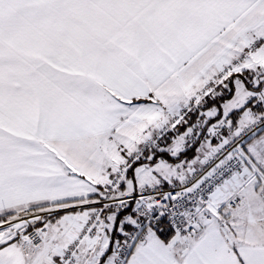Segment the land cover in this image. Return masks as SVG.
<instances>
[{
	"label": "snow or ice",
	"instance_id": "1",
	"mask_svg": "<svg viewBox=\"0 0 264 264\" xmlns=\"http://www.w3.org/2000/svg\"><path fill=\"white\" fill-rule=\"evenodd\" d=\"M0 264H264V0H0Z\"/></svg>",
	"mask_w": 264,
	"mask_h": 264
}]
</instances>
